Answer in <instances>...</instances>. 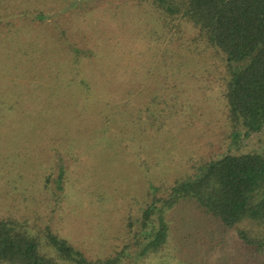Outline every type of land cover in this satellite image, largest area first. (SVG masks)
Segmentation results:
<instances>
[{
  "label": "rangeland",
  "instance_id": "1",
  "mask_svg": "<svg viewBox=\"0 0 264 264\" xmlns=\"http://www.w3.org/2000/svg\"><path fill=\"white\" fill-rule=\"evenodd\" d=\"M145 1L0 0V217L49 225L92 260L124 249L119 264H157L134 242L151 185L187 177L229 142L215 74L188 49L192 34L173 28L158 44L152 31L163 21ZM77 50L90 55L80 71L95 105L80 97L86 93L77 81L62 87L55 78L60 69L68 81L78 74ZM246 143L264 148V130ZM192 212L176 211L172 220ZM198 222L218 233L205 246L220 241L207 264L258 261L233 232Z\"/></svg>",
  "mask_w": 264,
  "mask_h": 264
},
{
  "label": "trees",
  "instance_id": "2",
  "mask_svg": "<svg viewBox=\"0 0 264 264\" xmlns=\"http://www.w3.org/2000/svg\"><path fill=\"white\" fill-rule=\"evenodd\" d=\"M145 2L163 21V29L156 26L152 31L158 34V44L173 28L178 33L186 29L192 34L188 49L204 56L208 65L205 70L215 74L212 83L221 94L229 142L223 154L198 162L187 177L164 187L151 185L153 199L143 209L140 230L134 234V242L142 246L140 256L154 259L157 264H207L220 241L205 246V239L211 235L217 238L218 233L200 227V218L207 219L212 227H220L224 235L233 232L238 243L249 247L258 261L246 264H264V148L248 149L246 143L254 133L264 130V0ZM152 37L146 34L145 38L150 42ZM101 50H97L98 55ZM88 57L77 50L74 61L78 74L68 81L60 69L55 78H62V87H72L71 83L77 81L87 95L82 93L80 97L88 105H95V91L86 73L80 71V63ZM177 70L181 73L182 68ZM82 106L78 109H83L85 115L90 113ZM152 111L148 117L154 126L158 118ZM169 117L163 116L159 130L164 129ZM48 181L49 176L45 183ZM162 187L164 193L158 194ZM183 209L194 213L174 222L176 211L180 214ZM134 223L130 218L128 226L132 228ZM179 225L186 232L176 236L174 230ZM124 257L123 249L113 257L92 260L49 225L32 226L15 217H0V264H119Z\"/></svg>",
  "mask_w": 264,
  "mask_h": 264
}]
</instances>
